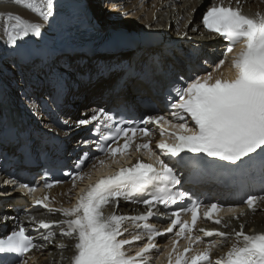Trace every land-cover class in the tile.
Returning <instances> with one entry per match:
<instances>
[{"label":"snow or ice","instance_id":"1","mask_svg":"<svg viewBox=\"0 0 264 264\" xmlns=\"http://www.w3.org/2000/svg\"><path fill=\"white\" fill-rule=\"evenodd\" d=\"M16 3L22 4L45 21L53 15L54 0H16ZM7 19L15 20V23L6 25L4 29L9 45L15 46L18 39L30 33L35 36L41 34L39 24L27 23L18 16H8ZM202 24L208 31L219 34L228 42L224 58L218 61L214 71L219 72L226 63L228 54L233 53L238 44L241 45L239 52L231 60L235 76L228 79L223 74L214 76L211 72L197 76L186 86L173 89L178 100L171 105L175 109L171 113L172 119L165 115H150L140 121L144 125L159 126L161 139L155 144L160 150L159 155L153 151L151 139L135 145L136 151L146 150L150 156L155 157L156 166L137 161L131 167H121L115 174L90 184L71 208H49L46 203L49 201L47 195L34 199V205L47 208L49 212L58 211L66 217L58 222L36 221L34 216L31 219L39 228L49 230L55 226L60 228L62 237L75 239L72 264H146V254L157 247L156 237L163 235V232L146 222L153 215V208L157 205L167 207L180 204L188 197L187 191H175L176 186L181 185V178L176 172L177 166L189 168L194 173L199 172L207 164L204 157L238 167V162L255 160L264 165V14L257 12L253 16L245 15L240 0H236V7H209L203 15ZM187 117H190L191 124ZM90 121L99 122V141L85 140L84 144H96L99 151L114 162H118V156L129 153L137 134L149 138L153 135L150 128L131 124L127 127H115L105 135L100 126L108 128L115 123V118L103 108L98 109ZM90 121L80 120L78 123L87 124ZM105 121L108 123L104 124ZM109 140L111 143H101ZM182 153L185 155H181ZM161 156H167L169 160L165 161ZM105 163V160L99 159L101 166ZM86 175L89 174L78 172L72 175L73 187L75 181L83 180ZM53 186L46 182L44 188L51 189ZM19 187L30 194L38 191L37 187H30L28 184H20ZM121 198L144 204L147 212L134 217L116 214L106 216L105 207ZM258 201H264V196L249 195L244 203L254 211ZM201 208L204 209L202 215L205 220H212L217 225L222 223L220 219L213 218L214 214L218 215L224 210L217 203L202 204L196 201L190 206H181L167 213L171 219L164 232L173 233L179 226L174 236L189 241L188 246L179 252L178 239L172 241L168 264H212L211 249L216 247L215 241H208L203 251L188 255L193 252V244L202 243L201 236L194 234ZM227 211L234 210L228 208ZM188 214L191 216L190 223L181 219L182 215ZM235 218L239 219V216ZM125 221H144L137 227L145 230L147 242L134 255L127 253L126 246L140 240L141 236L137 233L130 239H121L127 230L123 227ZM223 226L228 227L226 223ZM243 229L244 226L240 225V230L235 231L236 242L226 256L217 259L215 264H264V234L250 236ZM199 231L206 237L228 238V234L222 231ZM54 237L53 231H47L43 235L46 241ZM42 247L26 234L23 226L14 230L11 235L0 238V254L27 257L28 253ZM64 247L60 245L61 249ZM0 264H5L2 258ZM18 264H28V259L25 258Z\"/></svg>","mask_w":264,"mask_h":264},{"label":"bare ground","instance_id":"2","mask_svg":"<svg viewBox=\"0 0 264 264\" xmlns=\"http://www.w3.org/2000/svg\"><path fill=\"white\" fill-rule=\"evenodd\" d=\"M102 1L104 0H54L53 15L45 21L22 4H17L16 0H0V79L3 82V85L0 86V97L6 95L7 98H10L6 100L12 103L14 100L24 102L27 107L26 115L29 122L27 123L29 125L36 123L49 128L47 120L36 115V107L41 101L49 102L48 93L52 82L59 85L63 91V104L59 111L60 129H52V132L55 137L68 134L70 142H74V138L85 130L86 124H79L78 121H90L91 116L98 109L114 105L121 97L124 100H131L145 91L142 85L134 80L129 85H125V89L118 92L116 96H103L106 88L111 89L110 82L120 73L122 67L129 63L132 53L138 55L137 60L132 63L134 68L143 72V65L146 59H149L148 55L146 58L147 51L152 45L158 47L154 39L161 32L169 38L165 41L171 48L175 47L173 53H177L179 47L185 49L193 43L209 47L208 43L215 38L204 33L196 20L197 14L207 3L204 0H105L102 4L105 10L102 9L99 12V4ZM233 1L236 2V0ZM109 6L111 9H108ZM242 7L247 9V14L250 16L257 12L264 14V0H243ZM103 14L107 17L103 26L104 23L110 26L117 24V29L126 30L122 36L127 34L132 36L142 32L145 35H150L151 40L137 43L122 37L116 43L103 48L93 45L86 50L78 49L77 42L84 36L85 31L97 32L95 36L101 34L103 26L96 27L93 19L100 22ZM8 16H18L27 23L39 24L41 34L35 36L30 33L28 36L18 39L15 46L9 45L4 29L6 25L10 26L15 23V20L9 21ZM189 18H191L190 22ZM98 25L100 24L98 23ZM214 41L216 43V39ZM164 44L165 42L160 45ZM32 46L51 48L54 52L51 60L47 61L45 65L43 62L33 63L28 68V66L18 63L16 57L12 56V53L30 49ZM152 51L155 49H151L150 52ZM142 56H144L143 60ZM230 57L227 56L223 66V69L228 66L224 71V75L228 79L234 77ZM105 70H107V74H104ZM110 75H114V77L111 79ZM7 87H9L8 90H6ZM114 99L117 100L114 101ZM34 133V130L29 132V137L32 138ZM149 139L152 141L153 151L159 155V149L155 147L156 135L153 134L144 140ZM58 144L60 147L68 145L67 141ZM140 152L148 153L146 150ZM97 159L95 158L85 166L83 173L89 175H86L83 180L75 181V187H73L72 181L70 184H61L46 191L49 197V201L46 203L49 208L55 210L74 206L77 192L92 179L96 172L95 169L101 166L99 159L105 160L107 165L109 163L107 157L99 158L98 162ZM9 191L10 189L6 188L0 179V195ZM22 199L23 202H13L3 210L0 206V228L4 217L8 220L5 224L6 229H12L14 226L32 228L34 227L31 219L33 216L36 221L45 219L58 222L66 219L58 211L49 212L44 207L32 209L37 206L33 202L34 196L26 194ZM19 204L22 205L20 209L12 211L13 207L10 206ZM106 209V216L116 214L130 217L134 213L132 209L117 202L108 205ZM232 209L234 211L220 219L222 221L220 225L214 224L207 230L225 232L228 234V238L206 237L203 233L200 234L203 239L200 245L203 248L208 241L216 242V247L211 249L212 264H215L217 259L226 256V253L236 242L235 231L240 230V225L244 226L243 230L246 235H252L255 230L264 229V201H258L254 211L247 205L232 207ZM237 216L239 219L235 218ZM130 223L131 221H125L124 225ZM224 223L228 227H224ZM137 225L141 224H136L135 229H143ZM49 231L55 233V237L50 240L43 239V235L46 233L39 232L34 236L36 243L43 247L33 250V254L27 257L28 264H72L75 254L73 247L75 239L62 237L58 227ZM60 245L65 247L61 249Z\"/></svg>","mask_w":264,"mask_h":264},{"label":"rangeland","instance_id":"3","mask_svg":"<svg viewBox=\"0 0 264 264\" xmlns=\"http://www.w3.org/2000/svg\"><path fill=\"white\" fill-rule=\"evenodd\" d=\"M105 2V0L104 1H102V3L101 4H99V12H100V10L102 11V9H104V6L102 5L103 3ZM106 8V7H105ZM108 9H111V6H109V8ZM105 10V9H104ZM107 11H109V10H107ZM106 11V12H107ZM104 15V14H103ZM103 18H104V21H105V19H107V17H105V15L103 16ZM111 28H117L116 26H110ZM111 76V75H110Z\"/></svg>","mask_w":264,"mask_h":264},{"label":"water","instance_id":"4","mask_svg":"<svg viewBox=\"0 0 264 264\" xmlns=\"http://www.w3.org/2000/svg\"><path fill=\"white\" fill-rule=\"evenodd\" d=\"M126 32V30H119L120 35H123Z\"/></svg>","mask_w":264,"mask_h":264}]
</instances>
